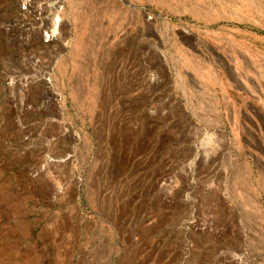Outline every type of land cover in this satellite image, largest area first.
<instances>
[{
	"label": "rangeland",
	"instance_id": "obj_1",
	"mask_svg": "<svg viewBox=\"0 0 264 264\" xmlns=\"http://www.w3.org/2000/svg\"><path fill=\"white\" fill-rule=\"evenodd\" d=\"M0 264H264V0H0Z\"/></svg>",
	"mask_w": 264,
	"mask_h": 264
},
{
	"label": "bare ground",
	"instance_id": "obj_2",
	"mask_svg": "<svg viewBox=\"0 0 264 264\" xmlns=\"http://www.w3.org/2000/svg\"><path fill=\"white\" fill-rule=\"evenodd\" d=\"M51 98V97H50ZM49 101H51L50 99L47 101V102H49Z\"/></svg>",
	"mask_w": 264,
	"mask_h": 264
}]
</instances>
